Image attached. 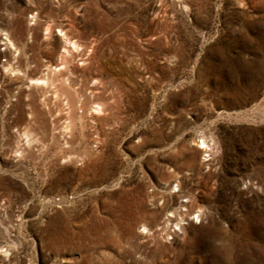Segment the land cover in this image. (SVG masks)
Here are the masks:
<instances>
[{
    "label": "rangeland",
    "instance_id": "rangeland-1",
    "mask_svg": "<svg viewBox=\"0 0 264 264\" xmlns=\"http://www.w3.org/2000/svg\"><path fill=\"white\" fill-rule=\"evenodd\" d=\"M1 35L0 264H264V0H0Z\"/></svg>",
    "mask_w": 264,
    "mask_h": 264
},
{
    "label": "bare ground",
    "instance_id": "bare-ground-1",
    "mask_svg": "<svg viewBox=\"0 0 264 264\" xmlns=\"http://www.w3.org/2000/svg\"><path fill=\"white\" fill-rule=\"evenodd\" d=\"M0 37L3 38L4 44H6L7 46H9L11 48L10 41L4 35H1ZM65 43H68V46L73 48L74 43H73L72 40H70V39L69 40H65ZM61 49L63 50V48H61ZM61 58H62V56L60 57L59 55H56V61L55 62H50L47 59H44V63H43V66H42L43 71H42L41 76H39L37 78L30 79L31 80L30 82L43 84L44 83V77H45V75H44V71L45 70H48L49 73H52V74H55V75L59 74L60 73V69L58 67L62 66V59ZM56 64H58V66ZM198 146H202V145L197 144L196 147H198Z\"/></svg>",
    "mask_w": 264,
    "mask_h": 264
}]
</instances>
